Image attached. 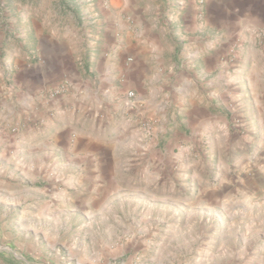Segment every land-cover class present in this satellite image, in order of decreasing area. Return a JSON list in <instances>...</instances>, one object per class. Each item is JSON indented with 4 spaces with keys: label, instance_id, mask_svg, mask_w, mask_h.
<instances>
[{
    "label": "crops",
    "instance_id": "0c3cea01",
    "mask_svg": "<svg viewBox=\"0 0 264 264\" xmlns=\"http://www.w3.org/2000/svg\"><path fill=\"white\" fill-rule=\"evenodd\" d=\"M17 9L22 27L0 34L1 222L17 214L7 222L27 229L34 207L100 216L116 230L125 218L107 214L132 206L140 224L142 195L154 208L233 170L237 188L198 190L200 213L233 211L240 175L253 172V188L264 180V0H57L50 16L19 0ZM232 252L264 264V248Z\"/></svg>",
    "mask_w": 264,
    "mask_h": 264
},
{
    "label": "rangeland",
    "instance_id": "374dc122",
    "mask_svg": "<svg viewBox=\"0 0 264 264\" xmlns=\"http://www.w3.org/2000/svg\"><path fill=\"white\" fill-rule=\"evenodd\" d=\"M15 1L18 4L13 5V0H0V34L4 40L22 27L17 9L19 0ZM28 1L33 8L43 3L50 16L57 0ZM13 18L18 22L14 23ZM3 57L0 54V63ZM0 129L1 134L4 128L0 126ZM224 167L234 169L235 163ZM237 172L232 170L203 185L189 182L191 192L160 197L154 208L149 207V196L142 195L140 224H131V218L137 215L132 206L126 205L123 214H107L110 221L117 215L125 218L124 228L116 230L103 228L100 216L91 221L89 216L52 209L39 213L34 207H30L27 214L28 228L17 229L7 222L17 214H8L0 221V264H262L259 258L245 252L234 255L232 251L244 247L264 248V180L253 181L257 184L253 188L248 180L253 172L247 177L242 173L240 189L245 194L227 197L235 203L240 201L236 203L238 206L252 207V213L238 206L233 211L224 206L214 213H200L198 207L201 205L198 190L237 188L238 182L233 179H237L233 177ZM228 178L232 181H227ZM234 219L236 227L229 226ZM88 222L92 225H87ZM214 222L216 229L211 226ZM83 223L85 225L80 226ZM245 235L249 236L248 241L243 238ZM210 236H214V240L208 238Z\"/></svg>",
    "mask_w": 264,
    "mask_h": 264
},
{
    "label": "built area",
    "instance_id": "2783aa9c",
    "mask_svg": "<svg viewBox=\"0 0 264 264\" xmlns=\"http://www.w3.org/2000/svg\"><path fill=\"white\" fill-rule=\"evenodd\" d=\"M64 91V86H62V87H60L59 89H57V90H54V92H53V94L54 95H58V94H60L61 92H63ZM128 96L129 97H134V93L133 92H129L128 93ZM143 126H144V128L148 131V130H150L151 128H150V125L146 122V123H144L143 124ZM19 129L18 128H15L14 129V131H18ZM2 130L0 129V132H1Z\"/></svg>",
    "mask_w": 264,
    "mask_h": 264
}]
</instances>
